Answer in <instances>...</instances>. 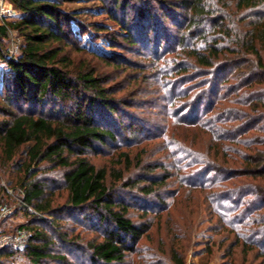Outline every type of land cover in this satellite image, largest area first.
<instances>
[{
    "label": "trees",
    "instance_id": "obj_1",
    "mask_svg": "<svg viewBox=\"0 0 264 264\" xmlns=\"http://www.w3.org/2000/svg\"><path fill=\"white\" fill-rule=\"evenodd\" d=\"M8 1L19 17L0 25V57L8 28L21 43L16 58L4 59L7 70L1 74L0 163L20 172L15 213L27 219L9 228L5 219L2 230L26 228L30 236L17 257L12 247L0 248V264H19V258L24 264H73L82 258L87 264H124L149 226L131 220L128 204L106 182L107 170L87 157L116 141V127H125L123 109L128 105L117 96L123 87H116L115 76L100 70L93 59L72 58V50L84 53L77 41L86 30L77 12L62 4L79 0ZM98 1L99 14L118 24V30L103 23L88 25L108 33L110 46L119 40L129 46L148 43L153 24H161L155 12L169 22L166 32L180 49L167 52L180 51L184 61L177 70L180 111H173L172 118L179 117L185 134L192 132L188 139L181 134L180 139L172 134L164 138L174 147L172 167L180 171L182 184L208 192L204 199L222 228L238 235L237 226L243 227L244 239L238 235L242 245L261 248L264 256V0ZM160 46L154 48L156 63L164 55ZM115 55L90 57L113 72L126 69ZM227 67L238 76L231 84L221 76ZM185 83L197 92L192 94ZM123 157L129 166L127 154ZM154 168L123 185L151 194L167 179L149 174ZM115 178H121L118 171ZM2 189L0 205L11 200ZM60 193L64 198L57 202ZM84 225L97 238L84 241L76 230ZM170 254L174 264H184L177 248Z\"/></svg>",
    "mask_w": 264,
    "mask_h": 264
},
{
    "label": "rangeland",
    "instance_id": "obj_2",
    "mask_svg": "<svg viewBox=\"0 0 264 264\" xmlns=\"http://www.w3.org/2000/svg\"><path fill=\"white\" fill-rule=\"evenodd\" d=\"M213 2L219 4V0H213ZM99 5L98 0H79L64 2L62 7L66 11L77 12L76 18L81 23V29L86 30L83 34L79 33L77 41L85 49L84 53L72 50V58L75 61L93 59L95 61L93 64H96L100 70L114 75L113 82L117 83L116 87H123L117 96H122L128 105L127 109H123L127 114L124 121L125 127L121 130L118 127L115 128L116 141L99 146L97 152L89 153L87 156L96 167H104L107 170L106 182L112 185L116 195L128 204L127 215L131 220L136 224L146 223L149 226V231L140 239L136 252L130 254L124 264H174L170 256V250L173 247L177 248V253L183 258L184 264H264L261 248L245 243L251 247L246 246L248 251L244 254L243 250L246 249L245 244L242 245L244 241L238 238L240 235L244 239L246 234L244 228L237 226L238 235L222 228L204 199L208 192L182 184L180 171H175L172 167L175 159L171 157V153L174 147L168 144L167 140L170 139L164 138L168 134L171 137L172 134V138L180 139L181 134L188 139L192 132L185 134L180 129L179 117L172 118L173 111L175 114L180 111V74L177 70H180V61H184L183 57H180V51H177L179 52L177 55L167 52L172 48L180 49L177 42H172L171 36L169 37L166 32V29L170 27L169 22L163 21L158 16L160 12H155L156 19L161 24H153L148 43L139 41L135 46H129L117 38L119 45L110 46L108 33L95 32L88 25L94 22L103 23L110 31L118 30V24L105 14H99ZM74 28L77 29L75 23ZM13 37L7 35L4 39L7 45L11 38L21 43L20 37ZM187 39L190 41L189 37H186L184 41H188ZM158 44L161 45L159 53L164 55L161 61L156 63L158 60L154 48ZM92 53L116 54L115 57L126 66V69L121 68L113 72L111 66L90 57ZM261 54L264 57V50ZM171 68L174 69L171 71ZM6 70L5 63H0V87L1 74ZM230 70L231 67L225 68L221 75L223 79L228 78V84L238 80V76ZM191 84L185 83L184 86L194 94L197 90L190 89ZM49 109L50 107L46 108V112ZM124 153L129 158V166L125 165ZM19 156V160L24 159L23 152H20ZM137 160L140 162L138 165ZM151 168L154 169L149 174L158 180L167 177L163 184L153 187L154 192L151 194H143L137 186L123 185L126 180L137 179ZM117 171L121 175L118 180L115 178ZM110 172L113 173L110 174ZM19 173L17 166L0 163L2 194L8 193L11 198L10 203L6 205L11 208L12 213L3 219V221L8 219L6 228L15 227L27 219L24 214L15 213L18 196L14 188H18ZM63 198V193H60L56 200L62 202ZM76 230L84 241L97 238L96 233L88 230L86 225L83 228L77 227ZM227 251L231 252L230 256L226 255ZM17 261L19 264L25 262L22 258ZM70 262L87 264L83 262V258L73 259Z\"/></svg>",
    "mask_w": 264,
    "mask_h": 264
},
{
    "label": "built area",
    "instance_id": "obj_3",
    "mask_svg": "<svg viewBox=\"0 0 264 264\" xmlns=\"http://www.w3.org/2000/svg\"><path fill=\"white\" fill-rule=\"evenodd\" d=\"M18 16V10H16L8 0H0V25H5L7 22L16 20ZM7 32L8 36H14L18 38V34L15 30L8 28ZM19 53L20 42H17V40L11 38V41L8 43L4 52V57H0V63H4L5 58H16ZM11 213L12 210L8 205H0V248L4 246L12 247L14 249L13 256L16 257L19 254V251L26 244L30 236V231L26 228H19L14 232L3 231L1 228V222Z\"/></svg>",
    "mask_w": 264,
    "mask_h": 264
}]
</instances>
